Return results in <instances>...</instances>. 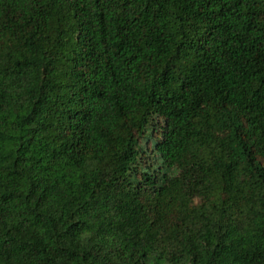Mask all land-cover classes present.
<instances>
[{
  "label": "trees",
  "instance_id": "1",
  "mask_svg": "<svg viewBox=\"0 0 264 264\" xmlns=\"http://www.w3.org/2000/svg\"><path fill=\"white\" fill-rule=\"evenodd\" d=\"M0 264H264V0H0Z\"/></svg>",
  "mask_w": 264,
  "mask_h": 264
}]
</instances>
